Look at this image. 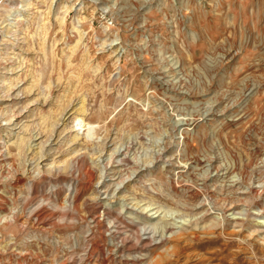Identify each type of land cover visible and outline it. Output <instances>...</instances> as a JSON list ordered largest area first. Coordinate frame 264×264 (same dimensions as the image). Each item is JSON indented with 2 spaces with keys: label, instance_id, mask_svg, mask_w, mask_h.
Masks as SVG:
<instances>
[{
  "label": "rangeland",
  "instance_id": "rangeland-1",
  "mask_svg": "<svg viewBox=\"0 0 264 264\" xmlns=\"http://www.w3.org/2000/svg\"><path fill=\"white\" fill-rule=\"evenodd\" d=\"M137 235L136 264H264V0H0V264Z\"/></svg>",
  "mask_w": 264,
  "mask_h": 264
},
{
  "label": "bare ground",
  "instance_id": "bare-ground-1",
  "mask_svg": "<svg viewBox=\"0 0 264 264\" xmlns=\"http://www.w3.org/2000/svg\"><path fill=\"white\" fill-rule=\"evenodd\" d=\"M90 132V130L88 131V133ZM110 162V161H109ZM80 164H82V163H80ZM89 165V164H88ZM87 166V165H86ZM75 167H76V170H77V172L80 174V173H82V174H84V176L83 177H85L86 176V180H85V182H84V186L85 187H87V185H89L91 182H94L93 180L95 179V176H94V173L92 172V170L89 168V167H84V168H82L81 167V165H79L78 163H76L75 162ZM244 176V175H243ZM252 176H253V173H251V175H250V177L248 178L249 179V182H248V185H247V189L245 188V190H247V192H248V194H250V193H253V194H255V193H257L258 192V187L256 188V186H254L253 185V183L254 182H252L251 181V179H252ZM80 177V176H79ZM248 177V176H247ZM206 178H207V176L205 175L204 177H203V186H205V184L207 183L206 182ZM243 179H244V177H243ZM84 180V179H83ZM245 180V179H244ZM178 182H180V181H178ZM192 182V181H191ZM195 182V181H194ZM231 182H232V184H238V181L237 180H231ZM243 182V180H241V183ZM175 183V182H174ZM178 184V183H177ZM190 184V183H189ZM194 184H196V183H194ZM234 184V185H235ZM193 185V184H192ZM233 185V186H234ZM177 186H179L180 187V189H182L183 191L184 190H187V185H185L184 183L183 184H180V185H176V187ZM191 188H192V186H190ZM189 187V188H190ZM198 187V186H197ZM208 187V186H207ZM206 187V188H207ZM232 187V186H231ZM89 188V187H88ZM194 188H195V186H194ZM199 188H200V186H199ZM198 188V189H199ZM202 189H203V187H202ZM205 189V188H204ZM182 190H181V192H182ZM176 191H177V189H176ZM190 191H191V189H190ZM195 191V190H194ZM197 191H199L200 192V190H197ZM180 192V191H179ZM186 192V191H185ZM210 192V191H209ZM184 193V192H183ZM194 193V192H193ZM198 192H196V194H197ZM188 196V195H187ZM214 196V195H213ZM219 199V198H218ZM240 199V198H239ZM221 201V200H220ZM224 202L226 201L225 199L223 200ZM222 202V201H221ZM229 202V201H228ZM229 203H227L226 202V205H228ZM232 204V203H231ZM234 204V203H233ZM225 205V204H224ZM225 205V206H226ZM76 206V205H75ZM73 207H74V205H73ZM228 207V206H227ZM76 208V207H75ZM68 209V208H67ZM80 209V208H79ZM73 210H74V208H73ZM70 211V210H69ZM259 211V210H258ZM108 214V216H111V214H110V212H108L107 213ZM151 214V213H150ZM63 216H65V215H63ZM94 216V215H93ZM107 216V217H108ZM67 219V218H66ZM111 219V218H110ZM93 221H94V223L96 224V227H97V225H99V220L97 219V217L95 218V217H93ZM120 220L119 219H114V221H113V224H112V227L111 228H113L114 229V231L113 232H111V234H114V233H118L119 231H118V229H120V228H124V229H126V230H129V231H133V229L134 230H136V233H139V229L138 228H136L135 227V224H130V223H124V222H122V220H121V222H119ZM93 223V222H92ZM102 223V222H101ZM123 223V226H121V225H119V224H122ZM102 228L104 227V226H101ZM237 227V226H236ZM110 228V229H111ZM101 230V229H100ZM106 230H109V229H106ZM145 230V229H144ZM147 230V229H146ZM238 230V229H237ZM110 231V230H109ZM112 231V230H111ZM123 231V230H122ZM94 233V232H93ZM102 233V232H101ZM105 233V232H104ZM131 233V232H130ZM180 233V232H179ZM185 233V232H184ZM95 234V233H94ZM126 234V233H125ZM251 234V233H250ZM258 234V233H257ZM90 235H92V233L90 234ZM174 235H176V233L174 234ZM181 235V234H180ZM183 235V234H182ZM253 235H254V233H253ZM94 236V235H93ZM103 236V235H102ZM113 236V235H112ZM119 236H121V235H119ZM258 236H259V234H258ZM257 236V237H258ZM96 237H97V235H96ZM100 237V239L102 238L101 236H99ZM171 238H165V239H172V237H174V236H170ZM182 237V236H181ZM184 237V236H183ZM256 237V236H255ZM107 238V237H106ZM178 238V237H177ZM130 239V238H129ZM165 239H162L161 240V242L163 241V240H165ZM254 239V238H253ZM256 239V238H255ZM254 239V240H255ZM258 239V238H257ZM260 239V238H259ZM94 240V239H93ZM97 240V239H96ZM132 240H135L134 242H131L130 240H128V238L126 237V236H123L122 238H120V240L114 245V247L116 248V251L117 252H121V253H123V252H125L126 254H128V255H130L128 258H125L124 259V261L127 263V264H136L137 262H141L140 260V258L139 257H137V256H135V255H132L133 253H135L136 251V248H138V246H139V250H146V249H144V248H149L148 246H150V242L152 241L151 240V237L150 236H146V237H142L141 235L139 236V235H137V236H134L133 237V239ZM168 240V241H169ZM181 240H182V238H181ZM188 240V239H187ZM101 241H102V239H101ZM116 241V240H115ZM176 241H178V240H176ZM263 244H264V238H261V240H260ZM104 242V241H103ZM105 242H106V240H105ZM166 242V241H165ZM173 242V241H172ZM184 242V241H183ZM186 242V241H185ZM187 242H189V241H187ZM94 243V242H93ZM97 243V242H96ZM170 243H171V240H170ZM174 243H176V242H174ZM179 243H180V240H179ZM103 246H105L103 243H101ZM100 244V245H101ZM172 244V243H171ZM177 244V243H176ZM184 244V243H183ZM97 245V244H96ZM99 245V244H98ZM180 245V244H179ZM172 246V245H171ZM171 246H169V247H171ZM165 247V246H164ZM174 247V246H173ZM173 247H171V249H173ZM92 248L93 247H89L88 248V250H87V254H88V256L91 258V257H94L93 256V252H92ZM96 248H97V246H96ZM101 248V247H100ZM112 248V247H111ZM176 249H177V246L175 247ZM150 249V248H149ZM178 249H179V247H178ZM94 250H96L95 248H94ZM101 250V249H100ZM170 251L171 250H169V253H170ZM97 252V251H96ZM165 252V251H164ZM163 252V253H164ZM103 253V252H102ZM178 254V251L177 252H175L174 254ZM168 254V253H167ZM176 254V255H177ZM97 256H99V254L97 253L96 254ZM179 255V254H178ZM181 255V254H180ZM179 255V256H180ZM102 256V255H101ZM169 256V255H168ZM108 257V256H107ZM163 257V256H162ZM87 258V257H86ZM89 258V259H90ZM98 258V257H97ZM96 258V259H97ZM164 258V257H163ZM163 258H161V259H163ZM179 258V257H178ZM98 261L100 260L99 258L97 259ZM103 260V259H102ZM106 260V259H105ZM110 260V259H109ZM121 260V259H120ZM158 260V259H157ZM85 261V260H84ZM89 261V260H88ZM91 261V260H90ZM97 261V262H98ZM156 261V259L153 261V262H155ZM87 262V261H86ZM85 262V263H86ZM93 262H94V260H93ZM96 262V261H95ZM96 262V263H97ZM105 262V261H104ZM102 263V262H101ZM149 264H150V262H148ZM95 264V263H94ZM99 264V263H98ZM125 264V263H124ZM154 264H157V263H154Z\"/></svg>",
  "mask_w": 264,
  "mask_h": 264
}]
</instances>
